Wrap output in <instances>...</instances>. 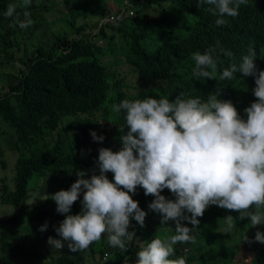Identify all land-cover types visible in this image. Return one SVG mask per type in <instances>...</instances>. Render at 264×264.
Segmentation results:
<instances>
[{"label":"trees","instance_id":"16d2710c","mask_svg":"<svg viewBox=\"0 0 264 264\" xmlns=\"http://www.w3.org/2000/svg\"><path fill=\"white\" fill-rule=\"evenodd\" d=\"M0 1V17L9 4L21 3ZM60 1L67 7L61 15L67 18L57 33L49 30L51 22L43 18L49 7L46 0H31L27 8L37 19L27 28L19 27L5 15L10 22H0V54L6 55L7 63L21 65L16 81L0 93V114L8 123L10 143V147L0 151V163L12 172L10 177L5 175L11 182L3 181L0 186L1 206L12 209L9 215L0 212V264H136L137 252L153 238L167 239L175 234L171 232L175 222L161 224V216L149 208L153 196H146L140 187L133 194L146 217L143 226L131 221L129 231L135 236L126 251L111 247L105 235L83 252L70 251L66 241L65 251L45 250L52 248L47 243L51 235L47 229L59 227L65 218V214L56 211L51 196L66 181L69 183L64 188L69 189L79 178V171H84L85 177L99 174L100 148H121L120 137L127 128L120 131L125 124L124 112L114 113V103L147 95L171 97L177 91L185 96L189 91L193 98L206 100L210 94L220 92L218 98L231 99L246 119L244 109L257 99L253 94L255 78L237 72L228 81L219 75L221 68L232 63L239 65L250 50L256 53L258 69L264 70V0H248L240 6L239 15L226 18L223 26L216 25L217 17L209 11L211 6L201 0H131L133 10L127 9L119 17L116 9L111 21H103L105 13L122 0ZM105 1H109L108 7L104 6ZM157 1L168 3L161 15L150 13L155 9L152 3ZM23 9L16 10L20 20ZM33 37L35 42L28 54L24 44ZM217 41L219 48L231 51L233 57L219 54L215 79L195 80L192 75L189 78L187 74L195 64L192 54L216 47ZM116 42L121 48L115 51ZM20 45L23 54L17 57ZM119 52L123 59L115 55ZM167 63L171 66L164 75L165 85L159 79V70ZM129 77L135 80L132 86L125 85ZM148 79L155 80L157 89L150 88ZM92 131L102 135L103 141L94 140ZM107 176L113 179L111 172ZM161 194L175 199L168 189ZM81 209L76 201L70 214H78ZM227 215L223 208L209 206L192 232L196 242L174 245L175 255L169 259H183L185 264H237V255L249 251L251 260L247 264H264V243L253 240L260 225L251 227L247 218L234 219L236 227L224 232ZM231 215L239 214L233 211ZM46 222L45 236L36 237V242L30 244L31 229L39 230V225ZM181 223L192 227L188 221ZM246 235L252 242L244 241Z\"/></svg>","mask_w":264,"mask_h":264},{"label":"clouds","instance_id":"9594fccd","mask_svg":"<svg viewBox=\"0 0 264 264\" xmlns=\"http://www.w3.org/2000/svg\"><path fill=\"white\" fill-rule=\"evenodd\" d=\"M201 2L211 6L209 11L217 17L216 25L223 26L227 24L226 18L239 15L240 6L248 0ZM30 5L31 0L9 4L4 15L13 18L19 27L27 28L37 19L27 8ZM17 7L24 8L23 20L19 19ZM127 9L132 8L124 6L117 11L124 14ZM117 11L108 14L107 19L111 21L110 17ZM4 15L1 14L0 22L7 23L9 20ZM217 48L219 41L216 47L192 54L195 64L187 74L189 78L191 75L195 80L216 78L219 54L233 57L231 51L219 48L217 52ZM255 60L256 53L250 50L239 65L232 63L221 68L219 75L221 80L228 81L237 72L255 78L253 94L257 99L244 109L246 119L240 116L231 99L218 98L220 92L210 94L206 100L193 98L189 91L186 96L177 91L171 97L147 95L114 103V113L124 112L125 124L120 131L123 133L127 128L120 137L122 146L118 151L100 148L99 174L85 177V172L79 171V178L69 189L51 196L56 211L65 214V218L50 232L56 231L60 238L49 236L47 243L52 248L45 250L65 251L68 246L72 252H83L106 235L111 247L126 251L135 236L129 231L131 221L134 219L143 226L146 217V212L133 199L138 187L146 196L154 197L149 208L161 216V224L175 222V234L167 239L153 238L137 252L136 264H185L183 259L178 262L169 259L175 255L174 245L196 242L192 232L211 205L239 214L226 216L224 232L236 227L234 219L247 218L251 227L264 223V70L258 69ZM169 66L167 63L159 70V79L165 85L164 75ZM245 81L252 87L248 79ZM147 82L151 89H157L155 80ZM91 136L101 142L104 139L95 131ZM109 172L113 174L112 180L107 176ZM164 189L175 199L162 195ZM81 193V212L70 214ZM182 221H188L192 227ZM47 226L46 222L39 230L43 232ZM253 240L264 243V233L257 230ZM244 241H249L247 235Z\"/></svg>","mask_w":264,"mask_h":264},{"label":"rangeland","instance_id":"374dc122","mask_svg":"<svg viewBox=\"0 0 264 264\" xmlns=\"http://www.w3.org/2000/svg\"><path fill=\"white\" fill-rule=\"evenodd\" d=\"M110 1V0H109ZM109 1H105L103 4L105 7H108ZM46 2L48 3L49 7L47 9V11L44 13L43 18L47 19L51 22V25L49 26V30L57 33L59 31H61L60 26L62 24L66 23V16L65 15H61V11L62 10H67V7H65L64 4L61 3L60 0H46ZM0 3H2V1H0ZM168 5V3L166 1H157L155 3H152V7L155 9H152V11L150 10V13L156 14V15H161L163 8H165ZM124 6H131V0H122L119 4V6L117 5L115 8H111V12L109 13V11L107 10V12L105 13V17L103 18V21H107L108 19V13L109 14H113L115 12V10L122 8ZM27 13H29L27 10L25 11ZM61 15V16H60ZM89 19L93 20L96 17H88ZM17 38L21 37L20 33L16 34ZM35 42L34 37L31 38L29 40V42L27 44H24L26 46V52L28 54H30L31 49L33 48V44ZM121 48V44L119 42H116L115 45H113V49L116 51L117 49ZM23 54V47L20 45L19 46V50L16 52V56L20 57ZM118 55L120 59H123L122 53H118L115 54ZM109 60V57L107 56V61ZM7 58L5 54H0V93H4L6 91V89L8 88L9 85H12L15 81H16V77L18 75V67H20V63L19 62H10L7 63ZM262 67L264 68V65H262ZM122 68H125L124 66H122ZM136 77V76H135ZM134 83V80L132 77H129L127 79V85H132ZM132 89V88H130ZM130 89L128 90V92L130 93ZM8 123L6 121L3 120L1 114H0V129H1V133H0V151H4L6 150L8 147H10V143L8 142L9 139V130L7 128ZM7 155V154H6ZM12 174V172L10 171V167L7 166L6 168H4L2 166V164L0 163V184H1V180L3 179L5 182L10 183L11 181L5 176L7 175L8 177H10ZM32 194H34L33 192H31ZM1 204H0V212H5L8 215L11 213L12 209L10 207L5 206V208L2 210ZM226 210V209H223ZM227 213L231 214L233 211H229L226 210ZM29 225H31V223L27 222ZM40 228V225H39ZM48 232L50 233L51 230L47 229ZM262 233H264V223L260 224V230ZM31 232L33 233V235L30 236L29 238V243L30 244H34L37 240L36 237H40V236H45L44 232H41L40 230L37 229H31ZM171 232L175 233L174 229H171ZM51 237L53 236L54 238L59 239L60 237L57 235L56 231L50 235ZM104 239V238H103ZM102 239V240H103ZM258 244H262L260 242H258ZM264 247V246H262ZM261 247V248H262ZM259 248V247H258ZM258 248L256 249V251L258 250ZM260 248V249H261ZM243 250V249H242ZM241 250V251H242ZM45 255L44 251L42 253V256ZM237 257L239 258V263L237 264H247V262H250L251 260V254L247 253V254H243V251L241 253H239L237 255Z\"/></svg>","mask_w":264,"mask_h":264},{"label":"crops","instance_id":"0c3cea01","mask_svg":"<svg viewBox=\"0 0 264 264\" xmlns=\"http://www.w3.org/2000/svg\"><path fill=\"white\" fill-rule=\"evenodd\" d=\"M4 180L2 179L1 180V184H2V182H3ZM5 182V181H4ZM69 183V181H66V182H64L63 184H60V188L59 189H64V190H66L64 187L67 185ZM1 184H0V186H1ZM0 194H1V188H0ZM78 201V206L80 207V199H78L77 200ZM81 211H79V213H80Z\"/></svg>","mask_w":264,"mask_h":264},{"label":"built area","instance_id":"2783aa9c","mask_svg":"<svg viewBox=\"0 0 264 264\" xmlns=\"http://www.w3.org/2000/svg\"><path fill=\"white\" fill-rule=\"evenodd\" d=\"M119 17H123V13H121L120 15H119ZM111 18V20L114 18V16H111L110 17Z\"/></svg>","mask_w":264,"mask_h":264}]
</instances>
